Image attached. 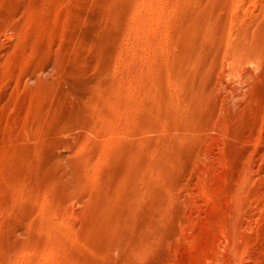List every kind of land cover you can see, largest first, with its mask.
I'll use <instances>...</instances> for the list:
<instances>
[{"label":"rangeland","instance_id":"rangeland-1","mask_svg":"<svg viewBox=\"0 0 264 264\" xmlns=\"http://www.w3.org/2000/svg\"><path fill=\"white\" fill-rule=\"evenodd\" d=\"M0 264H264V0H0Z\"/></svg>","mask_w":264,"mask_h":264}]
</instances>
